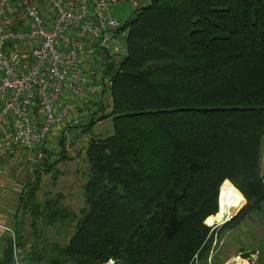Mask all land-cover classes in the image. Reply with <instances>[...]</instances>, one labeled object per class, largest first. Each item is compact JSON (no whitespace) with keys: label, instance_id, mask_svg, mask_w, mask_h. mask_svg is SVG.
I'll return each mask as SVG.
<instances>
[{"label":"trees","instance_id":"16d2710c","mask_svg":"<svg viewBox=\"0 0 264 264\" xmlns=\"http://www.w3.org/2000/svg\"><path fill=\"white\" fill-rule=\"evenodd\" d=\"M122 29L126 56L102 64L111 111L104 92L81 125L86 133L112 118L114 129L88 141L83 216L37 200L43 174L67 159L64 135L60 152L42 148L47 158L22 187L35 232L39 222L67 229L77 220L66 244L52 243L49 264H191L211 250L216 232L205 222L219 215L221 187V204L234 193L246 200L221 230L264 202V0H150ZM15 231L26 246L22 220ZM6 244L2 264H13Z\"/></svg>","mask_w":264,"mask_h":264},{"label":"built area","instance_id":"2783aa9c","mask_svg":"<svg viewBox=\"0 0 264 264\" xmlns=\"http://www.w3.org/2000/svg\"><path fill=\"white\" fill-rule=\"evenodd\" d=\"M110 6L106 0H0V160L47 141L76 103L88 105L106 91L104 55L128 51V34ZM0 229L10 237L13 264H24L16 231Z\"/></svg>","mask_w":264,"mask_h":264},{"label":"rangeland","instance_id":"374dc122","mask_svg":"<svg viewBox=\"0 0 264 264\" xmlns=\"http://www.w3.org/2000/svg\"><path fill=\"white\" fill-rule=\"evenodd\" d=\"M106 1L111 5L110 14L112 18L120 23L121 26H124L127 20L134 18L136 9L139 6H145L150 0ZM40 5L43 6L41 2ZM125 34H128V30H126ZM126 54L127 52L122 53L120 59L124 58ZM102 96L105 102L104 104L106 105L105 112L109 113L112 108V98L109 85ZM95 110L96 106L92 105L91 103L83 106L76 103L75 109L70 114V116L64 122L53 127L49 138L42 145L47 150H55L56 152H60L61 147L59 145V141L61 136L64 135L67 139L65 143V154L67 155V159L59 161L53 172L50 174H43L42 184L40 190L37 193V200L43 203L47 199H59L61 205L68 211L72 212L76 216L75 219L77 220L83 216L87 209L85 203L84 186L89 179V163L85 156L88 141L91 138H106L111 136L114 130L112 118H107L95 124L94 127L88 132L85 133L83 131V126L81 125L87 124L90 121L92 118V113L95 112ZM78 112H82L84 114L80 113L79 117ZM75 115L79 117L75 121L77 124L72 123L69 124L68 127L67 123H69L70 119L75 117ZM100 115L101 114L97 115V117ZM36 149L37 148L27 151L20 150L21 152H18L17 150L12 153L13 155H7L1 159V166L3 168V182L2 188L0 189V196L3 194L9 197V199L6 200L7 203L5 204L7 206V211L9 209L12 210L9 215H13V211L19 207V198L22 193V187L28 180L33 178L37 165L42 164L48 156L41 150ZM58 157V155H53L50 160L52 161L54 158L58 159ZM261 165L264 171V137L262 142ZM223 203L221 205H223ZM19 212L20 220H22L24 223L28 239V244L23 247L25 255L24 264L30 263V261L26 259L28 253L32 252V250L36 252V250L43 249H45V261H42L38 264H49L48 260H50L52 257V243L58 242L61 244H66L69 237L75 231L77 220H74L71 226L67 229H63L61 226L58 228L45 227L46 223L39 222L38 231L35 232L32 226L31 215L24 213L21 207ZM218 213L221 215L220 210ZM214 217H216V215ZM207 220L205 222L206 225L208 224ZM218 223L221 222H215L211 224L212 226H209L212 228V230H215L216 233L208 256L201 258L196 255L197 257H194L191 264H223V260L227 258V256L225 257V254H228L229 251L236 249L237 244H241L242 246L244 245L242 243L248 244L247 240H245L242 235V231L245 229V227H242L241 224L234 229L221 230L223 225L217 226ZM250 230V228H247L244 234L248 233L246 235H250L249 237L252 238V236L255 234H251ZM258 248L263 249L260 246ZM259 251L260 263H264V251Z\"/></svg>","mask_w":264,"mask_h":264},{"label":"crops","instance_id":"0c3cea01","mask_svg":"<svg viewBox=\"0 0 264 264\" xmlns=\"http://www.w3.org/2000/svg\"><path fill=\"white\" fill-rule=\"evenodd\" d=\"M99 97L100 96L98 95H94L92 97V102L96 101ZM80 113L82 112H78L79 117H80ZM79 117H77L76 115L75 117H72V118L70 117L71 119L69 123H67L68 127H69V124H72V123L77 124L75 121ZM45 142L41 143L35 148L42 150V148H44V146L42 145ZM20 150L27 151L26 149H18V152H21ZM12 153L4 154V156L1 157V159L6 157L7 155L8 156L13 155ZM261 171H262V174L264 175L262 165H261ZM2 177L3 176L0 177V180H1L0 189L2 188V182H3ZM7 199H9V197H7L6 195L2 194L0 196V224L6 227H10L15 230V224L17 221L20 220V212H19V209L21 207L20 198H19V207L15 211H13L12 213L13 215H9V213L12 212L11 209L7 211V206L5 205L7 203L6 201ZM241 226L245 227V229L242 231V235H243V238L247 240L248 244L242 243V242L241 243L244 244L243 246L241 244H237L236 249L229 251L228 254H225V257L227 256V258L224 259L222 263L223 264H264V263H260V257H259V254H260L259 250L264 251V202L262 203L261 207L257 211L252 212L245 219V221L241 224ZM247 228L251 229L250 230L251 234L252 233L255 234L254 236H252V238L249 237L250 235H246L248 233L244 234ZM6 238L10 239L9 235L6 232H4L2 229H0V264L3 263L4 257H5V250L7 247ZM259 246L263 249L258 248Z\"/></svg>","mask_w":264,"mask_h":264},{"label":"bare ground","instance_id":"6f19581e","mask_svg":"<svg viewBox=\"0 0 264 264\" xmlns=\"http://www.w3.org/2000/svg\"><path fill=\"white\" fill-rule=\"evenodd\" d=\"M245 203L246 201L244 202L243 198L239 194L237 193L232 194L230 198L223 203V205H220L221 215H219L218 217H214V216L209 217L207 223L211 225L215 222H223L225 217H230L233 214L237 213V211L242 209ZM220 204H221V197H220Z\"/></svg>","mask_w":264,"mask_h":264},{"label":"water","instance_id":"95a60500","mask_svg":"<svg viewBox=\"0 0 264 264\" xmlns=\"http://www.w3.org/2000/svg\"><path fill=\"white\" fill-rule=\"evenodd\" d=\"M221 189H222V187H221ZM221 189H220V196H219V210H220V197H221ZM245 205H246V203H245ZM244 205V206H245ZM243 206V207H244ZM242 207V208H243ZM241 211V209L239 210V211H237V213H235V214H233L232 216H230V217H225L224 218V221L223 222H221V223H218L217 224V226H221V225H224V224H226L227 222H230L239 212ZM208 225V224H207ZM208 226H210V225H208ZM212 226V225H211Z\"/></svg>","mask_w":264,"mask_h":264}]
</instances>
